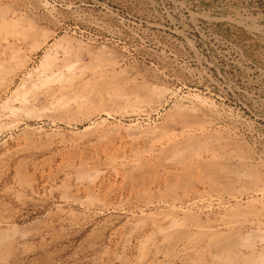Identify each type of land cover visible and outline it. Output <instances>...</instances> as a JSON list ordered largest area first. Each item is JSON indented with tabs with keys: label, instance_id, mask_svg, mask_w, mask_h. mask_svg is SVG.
Here are the masks:
<instances>
[{
	"label": "rangeland",
	"instance_id": "374dc122",
	"mask_svg": "<svg viewBox=\"0 0 264 264\" xmlns=\"http://www.w3.org/2000/svg\"><path fill=\"white\" fill-rule=\"evenodd\" d=\"M4 230L0 264H259L264 0H0Z\"/></svg>",
	"mask_w": 264,
	"mask_h": 264
},
{
	"label": "bare ground",
	"instance_id": "6f19581e",
	"mask_svg": "<svg viewBox=\"0 0 264 264\" xmlns=\"http://www.w3.org/2000/svg\"><path fill=\"white\" fill-rule=\"evenodd\" d=\"M181 143V142H180ZM179 150V149H178ZM18 230H19V228H17V227H15L14 228V233H16L17 232V234L19 235V232H18ZM1 236H0V246L1 245H9V244H11V242H13L12 240H8V232L7 231H3L1 234H0ZM17 236V235H16ZM220 240V239H219ZM252 239L250 238V237H244V238H242V240H240V242L242 243V244H248V246L250 245V243L252 244V241H251ZM250 246H252V245H250ZM229 251H230V249H229ZM232 252V251H231ZM228 256V255H227ZM260 260H259V264H264V256L262 255H260ZM7 258V257H6ZM1 259V258H0ZM228 259H230V257L228 258ZM235 260V259H234Z\"/></svg>",
	"mask_w": 264,
	"mask_h": 264
}]
</instances>
